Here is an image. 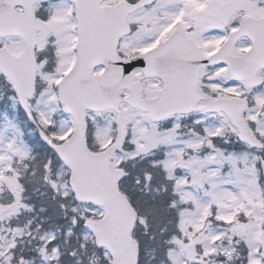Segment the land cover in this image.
<instances>
[{"label": "snow or ice", "instance_id": "6c2138e0", "mask_svg": "<svg viewBox=\"0 0 264 264\" xmlns=\"http://www.w3.org/2000/svg\"><path fill=\"white\" fill-rule=\"evenodd\" d=\"M0 264H264V0H0Z\"/></svg>", "mask_w": 264, "mask_h": 264}]
</instances>
